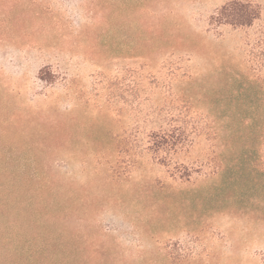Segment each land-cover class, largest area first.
Here are the masks:
<instances>
[{"label":"rangeland","instance_id":"1","mask_svg":"<svg viewBox=\"0 0 264 264\" xmlns=\"http://www.w3.org/2000/svg\"><path fill=\"white\" fill-rule=\"evenodd\" d=\"M0 0V264H263L264 0Z\"/></svg>","mask_w":264,"mask_h":264},{"label":"trees","instance_id":"2","mask_svg":"<svg viewBox=\"0 0 264 264\" xmlns=\"http://www.w3.org/2000/svg\"><path fill=\"white\" fill-rule=\"evenodd\" d=\"M259 17L260 9L258 6L249 2L232 0L218 9L212 15L211 21L219 25L223 24L234 28H242L250 27Z\"/></svg>","mask_w":264,"mask_h":264}]
</instances>
